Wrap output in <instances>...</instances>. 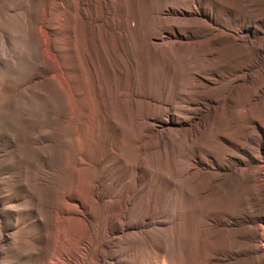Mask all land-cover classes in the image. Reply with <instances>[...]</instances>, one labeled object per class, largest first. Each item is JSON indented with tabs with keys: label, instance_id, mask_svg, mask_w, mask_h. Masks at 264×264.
<instances>
[{
	"label": "bare ground",
	"instance_id": "bare-ground-1",
	"mask_svg": "<svg viewBox=\"0 0 264 264\" xmlns=\"http://www.w3.org/2000/svg\"><path fill=\"white\" fill-rule=\"evenodd\" d=\"M44 1L35 2L29 43L35 55L54 63L45 65L46 72L57 70L63 77H47L49 82L42 78L30 86L45 99L40 103L31 97L29 113L35 137L55 133L63 144L73 141L77 151L66 173L60 172L66 168V151L60 155L56 188L63 202L53 207L56 241L74 248L114 231L112 221L121 224L126 217L135 224L162 216L165 220L158 224L163 227L146 232L126 223L127 264H264V253L253 252L264 244V187L259 177L264 175V103L251 99L262 77L240 84L234 94L230 79L216 80L211 87L206 84L210 77H197L251 61L256 53L249 41L235 43L207 19L183 13L202 4L221 19L230 9L244 17L264 15V0ZM249 34L245 30L244 38ZM65 40L72 66L65 63L59 46ZM0 54L6 60L0 70L19 59L15 47ZM152 70L160 77H151ZM87 71L93 77H79ZM22 94L11 96L8 118L22 105ZM203 98L217 105L207 120L188 123ZM174 110L181 119L170 113ZM44 114L48 120L52 115L53 129L42 127L48 120L38 122ZM253 120L258 127L249 125ZM154 126L162 132H152ZM252 136L257 165L243 151ZM56 143L48 142L38 152L56 162ZM38 152L19 156L23 164L12 167L15 182L6 201L24 192L36 194L29 166L39 160ZM225 155L235 157L229 170L201 166L209 159L220 163ZM35 197L39 205L45 201L42 193ZM257 208L261 213L253 224L219 225L223 215ZM82 210L87 218L75 212ZM233 250L250 254L229 262L215 260ZM96 257L90 256L91 264Z\"/></svg>",
	"mask_w": 264,
	"mask_h": 264
},
{
	"label": "rangeland",
	"instance_id": "rangeland-1",
	"mask_svg": "<svg viewBox=\"0 0 264 264\" xmlns=\"http://www.w3.org/2000/svg\"><path fill=\"white\" fill-rule=\"evenodd\" d=\"M37 1L0 0V53L5 48L13 47L19 51V59L13 66L0 70V264H91L89 258L92 254H97L95 264H127V257L123 253L126 242L123 232L127 229L126 223L128 222L130 229L134 227L138 231L146 232L156 226L163 227V224L159 225L160 223L158 224V222L164 221V217L156 216L153 219H143L135 224L129 218L123 217L121 224H117L114 221L111 222L110 226L115 229L114 231H106L94 242H81L76 244L74 248L58 243L54 238V229L58 222L56 223L55 221L53 207L56 206L55 204L60 206L63 202L62 191L60 188H56L57 169L62 163L60 155L64 149L67 155V164L66 168L61 169L60 172L66 173L74 166L77 151L73 141H67L63 144L62 139L57 137L55 133L49 136L35 137L38 132L36 133L34 121L30 117L29 102L30 98L34 96L39 98L38 102L41 103L45 99V95L32 92L29 88L42 78L49 82L46 79L47 77H63L60 71L57 70L47 73L45 65L53 67L54 63L41 55H35L34 49L30 46L28 31L32 21L34 5ZM47 2H50V0H45L43 4ZM217 8L218 5H215V9ZM227 11L225 18L221 19L216 12L207 9L202 4H197L194 7H190L188 11L183 10V13L188 16L197 15L207 19L212 27L229 33L235 43L240 44L249 41V44L255 50L256 56L251 61L221 68L219 72L199 73L197 77H210L206 84L211 87L215 86L213 83L216 80L222 82L224 79H230L232 81L231 94L236 92L240 84L250 81L252 77H262L251 99L252 101L264 103V15L260 12H252L249 16L244 17L232 9ZM17 15L18 18L12 20ZM12 29H14L13 34L11 32ZM52 30L54 29L52 28ZM245 30L250 31L247 39L243 36ZM59 46H61L65 63L72 66L71 58L69 59L71 50L68 46V40H65ZM4 63H6V60L0 54V65ZM153 63L152 65H154ZM64 68V66H61L62 70ZM154 72L152 70L153 75L151 77H160L159 73ZM79 77L93 76L87 71L85 75ZM20 92L23 93L21 97L23 102L16 112V114L19 112L20 114L11 115L8 118L6 111L9 108L10 98ZM214 105H217V102L213 100L207 98L199 99L196 104L197 110L191 119L188 120V123L207 120ZM92 106L98 107L96 104H92ZM173 112L178 119L182 118L178 111L174 110L170 113ZM52 118V115H49L51 120H48L44 114L43 117H39L38 122L42 124L48 120L42 127L51 130L55 123ZM249 125L258 127L257 121L254 120L250 121ZM18 127H21V134ZM151 131L158 134L162 132V129L160 126H154ZM55 140L57 141V147L55 145L53 147L57 148L55 152V157L58 156L57 163L53 161L54 158L51 155L38 152L44 146H49L48 142L54 143ZM253 142L252 136L243 145V151L245 157L253 165H257L256 159L253 157ZM37 152L39 160L31 162L29 167L34 174L33 183L35 182L36 194L42 193L45 201L39 205L36 202V194L32 197L31 194L25 192L15 196L13 201H6V196L13 190L9 185L15 182V177L11 171L12 167L23 164L19 157L22 153L24 155H34ZM234 158V156L225 155L220 163L209 159L207 162H202L201 166L206 170L221 169L226 171L229 170V163ZM136 159H132L130 162L133 163ZM133 169L139 170L140 168L134 166ZM259 177L264 187V175ZM75 212L85 218L88 217L85 210ZM260 213L257 208L254 211H242L237 216L223 215L219 225L236 227L237 224H253ZM18 217L22 219L20 223L17 222ZM256 250L264 253V244L256 245L253 252ZM249 254L250 252L246 250H233L216 255L215 260L217 262H229Z\"/></svg>",
	"mask_w": 264,
	"mask_h": 264
}]
</instances>
